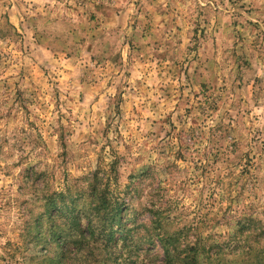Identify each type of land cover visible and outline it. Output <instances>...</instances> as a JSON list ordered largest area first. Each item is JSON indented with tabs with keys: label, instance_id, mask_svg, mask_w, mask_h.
I'll use <instances>...</instances> for the list:
<instances>
[{
	"label": "clouds",
	"instance_id": "1",
	"mask_svg": "<svg viewBox=\"0 0 264 264\" xmlns=\"http://www.w3.org/2000/svg\"><path fill=\"white\" fill-rule=\"evenodd\" d=\"M0 264H264V0H0Z\"/></svg>",
	"mask_w": 264,
	"mask_h": 264
}]
</instances>
